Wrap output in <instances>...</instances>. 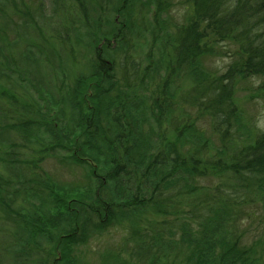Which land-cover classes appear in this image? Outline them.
I'll return each instance as SVG.
<instances>
[{
	"label": "trees",
	"instance_id": "trees-1",
	"mask_svg": "<svg viewBox=\"0 0 264 264\" xmlns=\"http://www.w3.org/2000/svg\"><path fill=\"white\" fill-rule=\"evenodd\" d=\"M53 1L0 0V264H264V0Z\"/></svg>",
	"mask_w": 264,
	"mask_h": 264
},
{
	"label": "rangeland",
	"instance_id": "rangeland-1",
	"mask_svg": "<svg viewBox=\"0 0 264 264\" xmlns=\"http://www.w3.org/2000/svg\"><path fill=\"white\" fill-rule=\"evenodd\" d=\"M46 1V9H47V14L49 15H52V16H55V13L53 12L54 8L52 6V3H54V1L52 0H45ZM65 8V7H63ZM68 9L70 10L69 14L70 15H77L79 16L80 14V6L77 4V5H72L71 7H68ZM182 11V10H181ZM97 14L96 12H94L93 10L89 11V15L91 16V18H97ZM57 15L54 17L56 18ZM176 19L178 21H182V13L179 11L178 13H176ZM162 32V31H161ZM164 33V32H163ZM230 48H233V46H227V48H220L219 47V50H222L224 49V51H227V49H230ZM203 58V61L205 62L204 64H206L205 66L210 69V70H213L215 72H217L218 74H221L222 71H225L226 69V66H228L229 62L231 61L230 58L228 57H224V55L220 56L219 54H216L215 57H212L210 55H205L202 57ZM142 76V74H141ZM184 80H185V86L187 85V81H189L188 79H185L184 77H182ZM177 79V81L175 82L176 86H172V88L176 89L178 92H177V95H178V98H183V94L185 93V87L181 84V80ZM159 81V80H158ZM158 84V82H155ZM156 87V84H153L152 85V88ZM242 87H245V86H242ZM91 92V91H90ZM89 92V93H90ZM239 94L241 96V99H240V105L243 107V110L246 111V113L251 116V115H254V117L257 115L256 118V121L257 123L259 124L260 127H264V102L260 99H258L259 101H255V100H248L247 99V93L246 92H241L239 91ZM192 97V95L188 96V98L190 99ZM177 103V102H176ZM175 103V104H176ZM203 116H200L199 115V120L198 121H201ZM54 152L53 154L55 155V153L57 151H52ZM52 157H55L57 159V162L55 161H51L50 163V166H52V168L55 170H58L59 172H61V178L63 180H66V181H83L85 179V173H84V170H79V168H76V167H73V168H68L66 165H61L59 162H58V158L56 156H52ZM54 159V160H56ZM93 165V164H92ZM88 170V168H87ZM54 174H57V173H54ZM69 204H72V202H68ZM128 234V233H127ZM123 235H126V232L124 229L122 228H118V227H112L110 226L104 233V235L100 238H96V239H92L91 240V245L92 247H98L99 245H103V247H110V245L112 244H118L120 242H122V237ZM90 245L88 244L87 248L89 247ZM86 247L83 248V250L85 251Z\"/></svg>",
	"mask_w": 264,
	"mask_h": 264
}]
</instances>
